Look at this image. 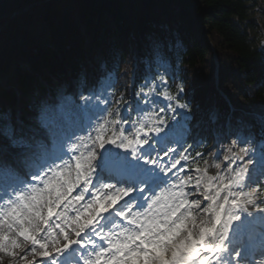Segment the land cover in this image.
I'll list each match as a JSON object with an SVG mask.
<instances>
[{"label":"snow or ice","instance_id":"6c2138e0","mask_svg":"<svg viewBox=\"0 0 264 264\" xmlns=\"http://www.w3.org/2000/svg\"><path fill=\"white\" fill-rule=\"evenodd\" d=\"M179 92H184L182 85ZM164 95L177 101L180 109L190 110L187 103L179 102L178 96H168L167 92ZM44 121L48 127L45 137L36 138L21 129L20 138L11 139L17 149L12 160L0 163V198H6L0 210V257L7 256L12 264H67L66 258L77 252V264H238L243 258L237 250L240 235L253 231L256 223L264 225V217L259 221L242 219L247 211L244 205L264 197V145L253 154L248 148H241L248 161L238 170L229 169L234 172L230 176H209L207 167L201 168L192 157L198 173L195 178L177 177L178 183L173 185L177 191L164 190L147 196L146 190L167 183L168 173L178 165L183 169L182 161L190 159L185 154L187 149L176 155V149L171 147L161 148L164 156L171 159L170 164L151 158V152L156 151L151 133L159 137L161 145L167 142L164 119L147 130L141 124L129 138L123 128L118 135L110 126L122 125L126 120L101 118L94 129L95 136L87 135L93 145L87 156H69L78 152L80 145L72 142L63 151V123L51 115L45 116ZM73 136L75 133L66 135V140ZM76 139L83 141L85 137ZM110 147L122 150L123 155L113 156ZM227 151L232 155H225L224 160L240 159L232 147ZM196 156L203 154L197 152ZM102 166L127 173L140 186L117 188L116 184L103 181L97 186L98 169ZM214 167L220 169L221 164ZM193 180V192L202 188L203 200L210 202L203 211L214 216L199 224L194 211L201 208L202 201H189L184 192V186ZM245 186L250 191L245 192ZM88 195L90 199H86ZM141 202L147 205L143 211H133L142 206ZM233 222H237L235 227ZM260 242L264 246V234Z\"/></svg>","mask_w":264,"mask_h":264},{"label":"trees","instance_id":"16d2710c","mask_svg":"<svg viewBox=\"0 0 264 264\" xmlns=\"http://www.w3.org/2000/svg\"><path fill=\"white\" fill-rule=\"evenodd\" d=\"M114 2L116 0H0V76L7 75V66L12 59L30 60L31 53L41 60L40 63L35 62V71L50 74L57 63V69L62 68L55 53L51 51L41 57L39 52L42 50L34 53L31 47L28 55L17 57L15 52L16 57L11 55L16 41L34 21L44 16L45 10L49 9L48 16L56 10H64L82 18L85 27L89 29L88 33L92 34L91 40L95 46L99 47L94 39L99 29L105 30L103 36L99 37L112 40L109 46L113 57L106 55L107 66L101 74L113 73L117 82L116 89L120 93H126L131 84L129 75L135 69L138 74L135 84L137 99H142L138 93L140 78L148 76L160 86H167L168 92L178 96L179 102L189 105L190 110L186 109L189 125L205 121L214 114V109L218 111V121L221 122V112L227 111L226 102L213 86L212 44L220 59L221 88L235 108L232 120L243 116L252 132L256 135L262 132L264 0H136L135 5L137 8L139 6V10L135 14H132L135 9L131 0L128 2V10L113 8L111 3ZM142 5L151 7L153 16H149L151 13L145 11ZM102 9L107 16L106 22L100 19ZM61 17L65 18L64 15ZM94 20H97L96 26ZM107 24L111 27L107 28ZM75 28L71 20L62 23L58 29L43 25L42 30L36 32L35 38L42 41V35L46 33L45 41L53 42L63 56L71 51L70 48L61 47L70 44L66 30L72 31ZM134 28L142 37L141 40L147 42L146 47L137 35L134 38L128 36L124 47L121 35L125 37ZM204 34L210 43L205 40ZM76 40L72 42L74 56L79 52L81 38L77 37ZM92 52L88 51L90 55ZM72 56L63 57V61L70 65L75 60ZM111 62L115 63L113 70L108 68ZM27 79L31 80L28 73L9 75V81L18 86H24ZM181 85L184 88L182 93L179 92ZM10 96H14L13 92ZM27 108L33 110V105L29 104ZM245 113H249V116H245ZM5 121L3 118L2 122ZM243 129L249 131L244 125Z\"/></svg>","mask_w":264,"mask_h":264},{"label":"rangeland","instance_id":"374dc122","mask_svg":"<svg viewBox=\"0 0 264 264\" xmlns=\"http://www.w3.org/2000/svg\"><path fill=\"white\" fill-rule=\"evenodd\" d=\"M61 107L63 109V113H65V114L66 113H72L73 114L74 112H76V114H77V111L87 112L88 109L90 108V104L86 103L85 106H82V105L79 106V104H77V103L75 104V102L74 103L72 102V103H64V105L61 106ZM70 109H73V111H68ZM74 109H75V111H74ZM96 109H98V110H96L94 112L96 117H89L90 119L92 118L95 123L101 121V118H104V119H107V120L110 121V117L111 116H108V113L106 114L105 111L102 108H96ZM100 113H103L104 115H100ZM111 113H113V112H111ZM45 114L39 118L40 124L41 123L44 124V125L46 124L45 121H44ZM49 115L58 118V117L62 116V113L60 111H58V110H55V111H53ZM70 117L71 116H66L64 118H59V120L63 123L64 128H65L66 131L70 128L71 121L70 120H65V118H70ZM126 125L129 127V130H128V132H126L124 134L127 135V136H129V138H132L134 136V133H133L130 125H128V124H126ZM21 126L23 127V125H21ZM95 127H96V125L93 127V129L90 132V133H92L93 137L95 136V132H94ZM122 127H123V124L122 125L117 124V127L115 128V132L118 135H119L120 129ZM86 139H87V136H86ZM238 141L239 140H237V142ZM91 144H92V140H91ZM229 147H232V152L234 154H239L240 159H236L235 157H233V159H231L229 161H226V160H224V157H223V159H221L219 161L218 160H215V163H218L219 162V164H221V167L223 168V169L220 170V174H218L220 176H224V170L229 171V169H233L232 166L234 164L237 165V167L235 169L238 170V168L239 167H243V164L247 161V159H246L245 156L242 157V155H241V153L239 151L238 143L236 144V146H233L230 143L229 144H226L225 145V148H224V156L225 155H232V154L228 153V151H227V149ZM241 148H247V146H245V144H242V145H240V149ZM96 151L99 152L98 147L96 148ZM252 152H255V149L249 150V154H251ZM231 175H234V172H231ZM234 190L238 191L239 189H234ZM247 191H250V189L248 187H247ZM188 199H191V197H189ZM5 200H6V198H0V210H2L4 208V206H5ZM196 200H198V199H196ZM194 215L196 217V222L201 223V222L204 221V218L205 217L204 216H200V214H199V212H197V210L194 211ZM260 218H261V216H260Z\"/></svg>","mask_w":264,"mask_h":264},{"label":"bare ground","instance_id":"6f19581e","mask_svg":"<svg viewBox=\"0 0 264 264\" xmlns=\"http://www.w3.org/2000/svg\"><path fill=\"white\" fill-rule=\"evenodd\" d=\"M63 20L66 21V22H68V20H69V14L68 13L66 14L65 18H63ZM66 31L68 32V35H66L68 39H73L74 40V39H76L78 37V28H75L72 31L69 30V29H67ZM58 34L61 35V36H63V34L61 32H58ZM65 54L66 55L63 54V56H62V54L57 53L56 54V57L59 58V60H62L63 61V57H65V56H72L73 55V52L72 51H67ZM60 66H62V68L59 70V73H61L63 71L62 70L63 69V64H60ZM49 83H50V80H49ZM24 86L25 87H29V88H36V87L45 88V86L37 85L36 84V80H34L33 82H30V83H26ZM14 153H15V151H13V150L10 151L7 147L0 146V156H2V157H0V159H3V160H12V158H13V155L12 154H14ZM226 174H229L228 176H230V173L229 172H226Z\"/></svg>","mask_w":264,"mask_h":264},{"label":"clouds","instance_id":"9594fccd","mask_svg":"<svg viewBox=\"0 0 264 264\" xmlns=\"http://www.w3.org/2000/svg\"><path fill=\"white\" fill-rule=\"evenodd\" d=\"M233 146H236L235 140H233ZM240 153H245L242 149H239ZM241 253V251L238 250V254ZM238 264H264V251H261L258 254H254L252 252L245 251L243 258L240 259Z\"/></svg>","mask_w":264,"mask_h":264}]
</instances>
